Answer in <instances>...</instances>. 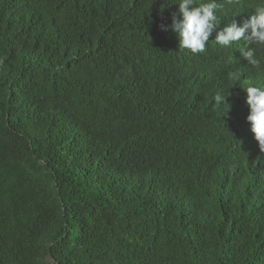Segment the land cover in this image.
<instances>
[{
    "label": "trees",
    "instance_id": "16d2710c",
    "mask_svg": "<svg viewBox=\"0 0 264 264\" xmlns=\"http://www.w3.org/2000/svg\"><path fill=\"white\" fill-rule=\"evenodd\" d=\"M174 2L0 0V264H264V50H180Z\"/></svg>",
    "mask_w": 264,
    "mask_h": 264
},
{
    "label": "clouds",
    "instance_id": "9594fccd",
    "mask_svg": "<svg viewBox=\"0 0 264 264\" xmlns=\"http://www.w3.org/2000/svg\"><path fill=\"white\" fill-rule=\"evenodd\" d=\"M241 3L242 0H233ZM248 11L242 22L223 20L227 13L224 5L217 0H175L177 13L171 17V24H161V31H171L178 40L180 50H188L192 54L203 53L209 44V37L215 33L214 42L222 49H231L236 45L240 55L247 65L260 66L257 52L264 50V0H247ZM231 2V0H230ZM232 15L230 17H235ZM229 17V18H230ZM229 20V19H228ZM227 20V21H228ZM225 26L220 28L221 22ZM243 41L241 46L237 42ZM239 72H232L231 79L238 81ZM248 114L246 122L250 124V131L256 141L259 152L264 154V85L249 84L244 90ZM228 93L217 92L213 96L214 103L219 107L226 103Z\"/></svg>",
    "mask_w": 264,
    "mask_h": 264
}]
</instances>
